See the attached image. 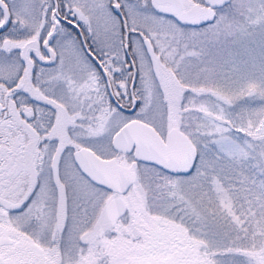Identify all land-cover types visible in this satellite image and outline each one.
I'll return each instance as SVG.
<instances>
[{
    "label": "flooded vegetation",
    "instance_id": "obj_1",
    "mask_svg": "<svg viewBox=\"0 0 264 264\" xmlns=\"http://www.w3.org/2000/svg\"><path fill=\"white\" fill-rule=\"evenodd\" d=\"M245 2L248 1L111 0V9L123 26L125 65L134 72L133 63L137 65L139 61L136 52L141 47L152 63L157 87L162 85L169 90L167 98L180 109L190 108L198 113L204 99L200 91L203 86L196 85L195 90L192 83H187L192 76L177 74L168 66L195 60L187 51L205 37H224V23ZM257 2L264 6L262 0ZM1 12L0 24L5 17L2 9ZM130 15H138L149 25L131 28ZM181 17L206 21L197 24L182 21ZM63 18L62 22L80 37L73 23L79 24L73 17ZM51 22L52 26L43 25L31 31L21 21L14 23L11 15L9 26L0 33V56L6 60L0 69V264H202L199 257L185 254L182 236L173 232L166 219H147L137 224L135 234L127 235L125 221L132 212L129 190L142 179L139 166L161 167L135 161L133 152L130 163L116 159L138 175L125 193L95 183L79 167L76 154L81 149H91L83 143L103 133L87 137L86 131L78 127L77 114L87 130L99 118L103 121L107 117L111 104L126 112L117 101L128 109L133 106L134 74L128 81L130 97L126 102L122 96L124 77H114L109 69L110 64L119 63L108 54L104 53L102 59L93 51L100 65L87 51L101 72L98 77L88 75L78 81L73 74L60 73L58 65L63 53L58 45L66 34ZM46 28L50 31L48 37ZM176 28L182 30L173 31ZM171 34L176 40L178 34L183 42L167 45L164 36ZM156 41H162L164 47ZM136 86L137 80L134 89ZM143 92L139 88L132 113L140 107ZM169 112L171 126L165 133L145 120L135 119L155 127L165 140L177 129L197 147L195 138L182 126V115L174 120L173 110L169 108ZM162 170L170 176L186 175ZM119 197L123 198L127 212L112 221L106 220V207ZM128 252H134V256L126 262Z\"/></svg>",
    "mask_w": 264,
    "mask_h": 264
},
{
    "label": "rangeland",
    "instance_id": "obj_2",
    "mask_svg": "<svg viewBox=\"0 0 264 264\" xmlns=\"http://www.w3.org/2000/svg\"><path fill=\"white\" fill-rule=\"evenodd\" d=\"M53 1L5 0L14 23L21 21L35 31L52 26L53 21L66 34L58 45L63 53L60 73L73 74L78 81L88 75L98 77L101 72L81 38L62 22V16L73 17L98 57L103 59L105 53L118 61L119 65L110 64L109 69L114 77H124L122 96L128 102V81L134 72L125 65L123 26L111 9V0H58L61 17ZM246 1L224 23L227 28L221 34L226 38L205 37L197 48L187 51L195 60L168 66L177 74L192 76L187 83L195 90L196 85L203 86L198 113L180 109L167 98L169 90L157 87L152 63L140 47L134 92L137 98L139 88L144 92L137 111L123 112L111 104L107 117L99 118L98 125L93 120L87 130L77 114L78 127L87 137L103 133L83 144L103 158L115 157L122 163H130L133 155L117 151L112 141L130 119L145 120L165 133L171 126L169 108L174 120L182 115V126L195 138L199 150L196 166L189 174L170 176L151 164H140L142 179L129 190L132 212L126 217V232L132 236L137 224L147 219H166L173 232L182 236L185 254L199 257L202 264H264V6L257 2L261 0ZM1 14L0 9V19ZM129 25L145 27L149 22L130 15ZM44 30L48 37L50 31ZM164 37L167 45L183 42L178 34L177 40L172 34ZM156 44L164 47L162 41ZM5 63L0 56V69ZM10 64L12 68L14 61ZM133 256L134 252H128L126 262Z\"/></svg>",
    "mask_w": 264,
    "mask_h": 264
},
{
    "label": "water",
    "instance_id": "obj_3",
    "mask_svg": "<svg viewBox=\"0 0 264 264\" xmlns=\"http://www.w3.org/2000/svg\"><path fill=\"white\" fill-rule=\"evenodd\" d=\"M58 0L55 2V12L59 14ZM0 7L4 12V21L0 24V33L6 29L11 22V12L4 0H0ZM117 9V5L115 6ZM120 10V9H119ZM61 17V16H60ZM62 19H64L62 17ZM181 20H188L199 24L200 21H194L189 17H181ZM205 20V19H204ZM209 20V19H207ZM206 21V20H205ZM203 21V22H205ZM79 32L83 46L88 53L98 61L99 59L90 49L85 35L81 28L73 23ZM98 63L101 65L100 61ZM134 77L131 84V95L133 96V106L125 108L120 102L117 103L121 108L128 112H133L136 108L137 99L134 87L137 78L136 65L133 63ZM105 68L103 67V70ZM105 74L108 76L106 70ZM180 135V136H179ZM113 147L119 152L134 153L135 161H143L153 163L175 174H188L195 166L198 150L192 140L184 133L177 129H173L165 140L159 131L152 125L133 119L125 124L117 131L113 138ZM76 160L79 167L86 173L95 183L107 187L111 190L121 193L127 192L130 186L137 180L138 175L132 167L119 163L115 158H102L92 149H81L76 154ZM127 212V206L123 198H115L109 202L106 207V220L118 218Z\"/></svg>",
    "mask_w": 264,
    "mask_h": 264
}]
</instances>
